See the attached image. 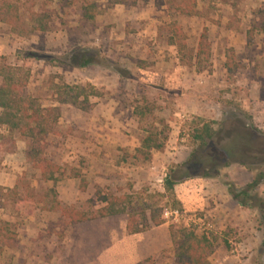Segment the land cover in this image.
Returning <instances> with one entry per match:
<instances>
[{
  "label": "rangeland",
  "instance_id": "rangeland-1",
  "mask_svg": "<svg viewBox=\"0 0 264 264\" xmlns=\"http://www.w3.org/2000/svg\"><path fill=\"white\" fill-rule=\"evenodd\" d=\"M24 1L25 25L12 28L0 23V67L7 64L29 72V95L44 108H60L59 122L46 138L45 155L64 175L56 184L43 182L40 171L27 160L23 141H17L12 151H0L4 189L0 221L10 222L18 235L13 248L0 251V264H137V254H129L137 237L126 232L127 215L65 228L60 212L54 210L59 203L97 211L104 206L99 195L131 196L132 212L146 209L150 217L149 209L162 210L168 226L215 238L211 264H264V179L247 198L239 195L244 206L230 194H240L264 174V125L256 120L258 96L253 93L255 89L264 95V0H198L194 17L177 12L181 0L142 1L134 7L89 0L93 20L82 15L83 0ZM42 9L50 16L48 31L30 32L31 11ZM171 23L182 28L193 50L207 29L212 57L202 70L181 65L176 48L168 43ZM223 24L242 28L245 39L237 48L219 41ZM259 34L263 38L258 42ZM82 54L93 56L96 63L84 69L71 66L72 57ZM156 70L183 80H154ZM2 83L0 77V87ZM67 87L84 89L86 94L75 104L76 93L67 95ZM181 90L191 99L183 101ZM181 99L185 104L189 99L190 107L197 102L206 113L178 114ZM146 105L153 112L139 120L134 110ZM83 107L93 108L85 112ZM155 118L169 125L168 142L163 152L143 161L137 157V145L156 124ZM194 118L225 123L226 130L233 120L253 128L247 145H240L235 134L223 142L235 148V160L245 166L232 164L215 179H192L193 184L216 181L207 187L179 186L177 200L188 198L191 211L181 203L183 213L167 217L172 209L162 197L164 180L193 151L189 135ZM193 172L190 175L195 176ZM75 173L86 181L85 191L81 179L73 178ZM17 185L16 195H7ZM196 189L202 192L187 196ZM140 264H176V258L170 249Z\"/></svg>",
  "mask_w": 264,
  "mask_h": 264
},
{
  "label": "trees",
  "instance_id": "trees-1",
  "mask_svg": "<svg viewBox=\"0 0 264 264\" xmlns=\"http://www.w3.org/2000/svg\"><path fill=\"white\" fill-rule=\"evenodd\" d=\"M142 1L151 0H107L112 5H122L125 7H134ZM198 0H181L177 6V12L181 15L194 17L198 15ZM24 0H0V23L12 28L18 25H25V14L22 9L26 5ZM83 16L88 20H93V13L89 0H83ZM87 5V6H86ZM90 5V6H89ZM87 7V8H86ZM91 7V8H90ZM264 18V16L262 17ZM49 13L42 11H31L29 24L30 32H46L49 27ZM261 19V23H263ZM259 25H256L258 28ZM264 32V26H262ZM168 43L176 48L181 65L195 67L202 70L205 65L210 63L212 57V45L209 41L208 31L205 29L200 37L195 50L188 47L186 35L182 28L176 23H171L167 28ZM74 68L84 69L96 63L93 56L82 54L80 57L74 55L69 61ZM230 69V65L227 66ZM242 67V66H240ZM29 72H24L23 68H16L6 65L0 67V77L2 86L0 87V151H12L17 141L26 143V157L33 167L40 171L43 182L58 183L64 175L60 166L50 161L45 153L47 149L46 138L53 133L55 126L60 119V108H44L38 100L31 97L26 89ZM74 90H77L74 92ZM78 92V93H77ZM86 91L80 88L67 87L66 94L76 93L77 99ZM86 94V93H85ZM84 94V95H85ZM93 107H83V111L88 112ZM152 110L146 105L142 108H135L134 114L139 120H143L147 115L152 114ZM154 125L146 131L145 138L140 142V147L136 150L138 158L143 161H150L153 152H163L168 142L166 132L169 131V125L163 119L154 120ZM191 133L189 137L193 143V151L189 159L182 165L174 166L167 174L164 180V194L162 197L167 199V204L172 212L183 213L181 202L177 200L175 188L193 178L215 179L220 175L221 170L230 167L232 164L245 166L243 162L235 160V148L224 145L223 142L229 139L232 134L240 140V145L246 143L252 138L253 128L240 120H233L230 130H226L225 123L215 124L214 122H205L200 118H194L191 122ZM158 125V126H157ZM218 126V128H215ZM158 127H161L158 128ZM210 149L207 154L204 151ZM192 171L197 174L190 175ZM193 172V173H194ZM73 178L81 179V191H85L87 183L81 178L79 173L73 174ZM264 179V174H260L247 186V189L236 194L230 191L233 200L244 206L239 201V195L247 198L249 191L257 188ZM231 189V187H229ZM18 185L10 193L16 195ZM29 186L27 190L29 191ZM4 189L0 187V198L3 196ZM131 196L122 197H103L99 195V201L104 206L97 211L85 212L74 206H63L56 203L53 209L59 211L65 228L69 225L87 223L97 219L127 215L126 232L128 235H137L147 232L153 227H159L167 223L162 217V210L149 209L150 217L146 215V209L138 212H132L130 205ZM264 206V203L262 204ZM169 232L172 240V249L175 254L176 264H211L210 257L214 252L215 238H209L206 235H198L187 227L170 225ZM18 243V235L15 227L7 221H0V251L4 248H13ZM264 245V242H263Z\"/></svg>",
  "mask_w": 264,
  "mask_h": 264
},
{
  "label": "crops",
  "instance_id": "crops-1",
  "mask_svg": "<svg viewBox=\"0 0 264 264\" xmlns=\"http://www.w3.org/2000/svg\"><path fill=\"white\" fill-rule=\"evenodd\" d=\"M226 26L223 24L220 26V30H219V34H220V38L219 41L224 44V42H227V46L231 47V48H237V46L239 45L240 41H243L245 39V34L240 33L242 31V28H240V30L237 29H228L225 28ZM250 28H248L249 31ZM263 33V32H262ZM261 33V34H262ZM259 34V36H257V41L259 42L260 37H262L263 35ZM261 35V36H260ZM224 38V39H222ZM263 38V37H262ZM227 39V40H225ZM1 48H0V52H1ZM172 73H165L163 74L162 71L158 72V70H156L153 74V79L154 80H159L161 82L164 81H174V77L175 75H171ZM178 79V77H175ZM182 78H179L178 81H182ZM166 89V88H165ZM162 91V90H161ZM182 91V90H181ZM254 95L258 96L254 98V103L256 104V113H258V116L256 117L257 122L262 126L264 125V95H262V93H257L254 89L253 91ZM184 92L182 91V98L183 101H185V98H189L191 99V97H186L183 95ZM188 101L186 104L182 102L181 100H178V102L182 103L180 106H182V108H179V110H177L178 114H188V113H192L194 115H202L203 113H206V109L202 108L199 104H197V102H195V106L190 107V100ZM178 106V107H180ZM140 147V144L137 145V149ZM154 153V152H153ZM152 153V154H153ZM202 181V180H199ZM213 183L216 182L215 180H203V184H201L202 182H197L195 184H193V180H190L188 182H185L181 185H178L175 188L176 193L178 194V189L180 188L179 186H183V185H187V186H195L197 189L198 187H200L201 185L206 186L207 187V183ZM216 184V183H215ZM210 186H212L211 184H209V188ZM216 186H218V184H216ZM189 190L187 191V196L189 195L190 198H195L196 193H201L202 190ZM222 189L224 191V187L222 186ZM197 191V192H196ZM222 191V190H221ZM204 193H209L208 191H204ZM191 195V196H190ZM180 199V198H179ZM188 198H181L180 201L181 203H184V205L186 206V208L188 207V211H191V209L189 208V206L187 205L188 202ZM131 237H137V245L135 246V248H133L134 250H130L129 254H132L133 252L137 254V264L142 263L143 261L147 260V259H151V258H155L157 256H159L162 252L167 251L172 249L173 245H172V240H171V235L169 232V226L167 224L161 225L159 227H153L150 230H148L147 232L144 233H140L137 235H129ZM103 264V263H101Z\"/></svg>",
  "mask_w": 264,
  "mask_h": 264
},
{
  "label": "built area",
  "instance_id": "built-area-1",
  "mask_svg": "<svg viewBox=\"0 0 264 264\" xmlns=\"http://www.w3.org/2000/svg\"><path fill=\"white\" fill-rule=\"evenodd\" d=\"M166 215H167V217H168V216H175L176 218L179 217V213H178V212H171V213H168V214H166Z\"/></svg>",
  "mask_w": 264,
  "mask_h": 264
}]
</instances>
